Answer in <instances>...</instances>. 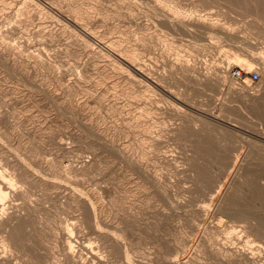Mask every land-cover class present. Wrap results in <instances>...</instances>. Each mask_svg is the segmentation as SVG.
I'll use <instances>...</instances> for the list:
<instances>
[{
    "label": "rangeland",
    "instance_id": "374dc122",
    "mask_svg": "<svg viewBox=\"0 0 264 264\" xmlns=\"http://www.w3.org/2000/svg\"><path fill=\"white\" fill-rule=\"evenodd\" d=\"M1 1L0 170L32 172L16 177L29 198L13 201H31L36 213L11 264H54L47 254L64 257L60 238L69 228L83 258L91 250L104 264H248L234 248L264 264V0L52 1L63 9L83 3L96 17L93 30L134 48L156 82L76 45L73 29L37 2ZM166 16L184 21L175 26ZM12 25L15 32H3ZM251 58L252 68L242 66ZM79 98L86 115L75 109ZM84 160L90 165L76 171Z\"/></svg>",
    "mask_w": 264,
    "mask_h": 264
},
{
    "label": "bare ground",
    "instance_id": "6f19581e",
    "mask_svg": "<svg viewBox=\"0 0 264 264\" xmlns=\"http://www.w3.org/2000/svg\"><path fill=\"white\" fill-rule=\"evenodd\" d=\"M8 1V0H7ZM12 1H14V0H12ZM25 3H28V1L26 0H23ZM34 2H35V4H36V2L38 3L37 5L39 6V5H41L40 7V10L42 11L44 8L46 9V11H48V12H50V14L52 13L53 15H55L58 19H60L63 23H64V26H69V27H71L72 29H73V33L75 34H73V36H74V40H75V43H76V45H79V46H85V47H87V46H94L93 48H94V50H92V52H94V55L96 54V55H100L99 57H101V56H111V57H113V60H114V62H115V60L116 61H118V67L119 68H121V69H126L129 73H131V74H133L135 77L136 76H140V77H142V78H145V79H147V80H150V82H156V79H155V77L152 75V74H150L149 72H145L142 68H141V66H140V64H138V62H137V60H136V52H134V48L132 49V50H129L128 48H124V47H122L121 46V43H120V41L121 40H116V39H107V29L106 30H104V31H96V30H93V26L96 24V22L97 21H95V18H93V16H94V14L91 12V11H87V10H84L82 7H83V3H80V2H78L76 5H74V6H72L71 7V5L69 6L68 4H67V6H66V8L65 9H63V6L62 7H57V5L55 6L54 4L55 3H53L52 1L53 0H33ZM130 1V0H129ZM156 2H158V4L159 3H162L163 5L164 4H166V6H164V7H169L168 5V3H165L164 2V0H155ZM0 2H2L1 0H0ZM4 2H5V0H4ZM3 2V3H4ZM15 2V1H14ZM23 2V3H24ZM76 2V1H75ZM74 2V3H75ZM131 2H132V0H131ZM136 1H134L133 3H135ZM2 3V4H3ZM9 3H11V2H9ZM9 3H6L7 5H9ZM13 3V2H12ZM21 3V2H20ZM22 3V4H23ZM24 3V4H25ZM29 3H31L30 5H33L32 4V2L29 0ZM1 4V3H0ZM23 4V5H24ZM66 4V3H65ZM136 4V3H135ZM4 5V4H3ZM7 5H4V6H7ZM28 5V4H27ZM30 5H28V6H30ZM155 5V4H154ZM1 6V5H0ZM4 6H2L3 7V9H5V8H7V7H5L4 8ZM35 6V5H34ZM157 6V5H156ZM159 6V5H158ZM171 6V5H170ZM23 7H26V4L23 6ZM22 7V8H23ZM31 7H33V6H31ZM30 7V8H31ZM36 7V9H37V6H35ZM74 7V8H73ZM1 8V7H0ZM21 8V9H22ZM29 8V7H28ZM28 8H27V11H28ZM160 8V7H159ZM162 8V7H161ZM172 8H174L173 6H172ZM171 8V10H173V13H174V16H175V18H176V15H178L179 13H181L180 12V10L179 9H176V8H174V9H172ZM13 9V8H12ZM12 9H10V11L12 10ZM34 9V8H33ZM32 9V10H33ZM45 9H44V11H45ZM24 10H25V8H24ZM129 10H131L132 12H133V9H129ZM162 10V9H161ZM29 11H31V9L29 10ZM37 11V10H36ZM36 11H35V13H36ZM71 11V12H70ZM94 11H97V9L95 10L94 9ZM163 11V10H162ZM170 11V10H169ZM2 12V11H1ZM5 12V11H4ZM24 11L22 10V13H23ZM32 12V11H31ZM165 12V11H164ZM167 12V11H166ZM25 13H27V12H25ZM29 13V12H28ZM33 13V12H32ZM31 13V14H32ZM38 13V12H37ZM39 13H40V11H39ZM43 13V12H42ZM41 13V14H42ZM171 13V12H170ZM173 13H171V14H173ZM44 14H46V12H44ZM50 14H48V15H50ZM51 14V15H52ZM7 15H8V13H7ZM7 15H6V17H7ZM39 15V14H38ZM37 15V16H38ZM179 15H181V14H179ZM55 16H53V17H55ZM0 17H2V16H0ZM11 17V16H10ZM39 17V16H38ZM167 17V16H166ZM177 17H180V16H177ZM188 17V16H187ZM168 19H169V21H170V23L172 24V25H175V23H176V21H180L181 23H182V21H184V20H177V19H174V17H173V19L172 18H170L169 16L167 17ZM163 19V18H162ZM202 19V18H201ZM40 20V19H39ZM104 20V19H103ZM165 20H167V19H165ZM164 20V21H165ZM176 20V21H175ZM197 20V19H196ZM59 21V20H58ZM163 20H162V22H164ZM193 22H194V20H192ZM187 22V21H186ZM186 22H184L183 24H185ZM60 23V22H59ZM88 23H90V24H93V25H91V27L90 26H88ZM104 23V22H103ZM187 23H190V22H187ZM196 23H198V22H196ZM195 23V24H196ZM201 23H202V21H201ZM255 23V22H254ZM178 24H180V23H178ZM190 24H193V23H190ZM194 24V25H195ZM199 24H200V22H199ZM54 25V24H53ZM59 25V24H58ZM63 25V24H62ZM171 25V26H172ZM177 25V24H176ZM175 25V26H176ZM264 25V24H263ZM197 26H198V24H197ZM203 26H205L206 28H208V29H218V27L215 25V24H213V23H203ZM14 26L12 25V27H9L8 26V28L6 27H4L5 29H4V31L3 32H5V33H7V34H9V33H13V31L16 29V27L15 28H13ZM52 27V26H51ZM55 27V26H54ZM58 27V26H57ZM59 28V27H58ZM49 29V28H48ZM50 29H52V28H50ZM56 29V28H55ZM54 29V30H55ZM192 29V28H191ZM190 29V30H191ZM53 30V31H54ZM57 30H59V29H57ZM57 30H55V32H57ZM61 30V29H60ZM69 30V29H68ZM201 30V29H200ZM222 30V29H221ZM53 31H49L48 30V33L47 34H52L53 35ZM71 31V30H70ZM180 31V30H179ZM194 31V30H193ZM231 31V30H230ZM15 32V31H14ZM45 31H43V33H44ZM52 32V33H51ZM54 32V33H55ZM222 32L223 33H225V34H227V35H232V33H230L229 31H226V30H222ZM232 32V31H231ZM46 33V32H45ZM3 34V33H2ZM60 34V33H59ZM45 35V34H44ZM63 35V34H62ZM46 36V35H45ZM111 37V36H110ZM109 38V37H108ZM122 42V41H121ZM124 42V41H123ZM2 44V43H1ZM6 45V44H5ZM5 47V46H4ZM2 48V47H1ZM0 48V49H1ZM8 48V47H7ZM6 48V49H7ZM3 49V48H2ZM0 50V52L1 53H4L5 54V50ZM81 49V48H80ZM88 49V48H87ZM84 50H86V49H84ZM89 50H90V47H89ZM20 51V50H19ZM8 52H11L10 50L8 51ZM89 52H91V51H89ZM0 53V54H1ZM14 53V52H13ZM15 53H16V51H15ZM15 53H14V55H15ZM3 54V55H4ZM10 54V53H9ZM90 54V53H89ZM12 55V54H11ZM92 55V54H91ZM95 55V56H96ZM6 56H8V55H6ZM94 56V58H93V60L95 59V58H98V57H95ZM9 57V56H8ZM239 56H237V58H238ZM11 58V60H12V58H14V57H10ZM236 58V57H235ZM236 58V59H237ZM17 59V58H16ZM100 59V58H99ZM239 59V58H238ZM246 59V58H245ZM244 59V60H245ZM253 60H255L254 58H253ZM252 60V58L251 59H249V60H246V63L245 64H247V65H242V66H248L247 68H252V64L254 63V61ZM258 60V59H257ZM43 61V60H42ZM13 62V61H12ZM47 62V61H46ZM95 62V61H94ZM43 63V62H42ZM115 63H117V62H115ZM42 65V64H41ZM97 66H99V65H97ZM105 66V65H104ZM103 66V68L105 69L106 68V66L104 67ZM179 66V65H178ZM24 67V66H23ZM183 68H185L184 66H182ZM176 68V67H175ZM179 68V67H178ZM230 68V66L228 67V68H226V72L228 71V70H230L229 69ZM107 69V68H106ZM105 69V70H106ZM179 69H181V68H179ZM181 70H183V71H186V70H184V69H181ZM208 71V70H207ZM211 71V70H210ZM53 72V71H52ZM95 72V71H94ZM120 72H122V71H120ZM213 72V71H212ZM225 72V71H224ZM38 73V72H37ZM98 73V72H97ZM126 73V72H125ZM63 74V73H62ZM173 74V73H172ZM227 74V73H226ZM36 75V74H35ZM194 75V74H193ZM199 75V74H198ZM101 76H103V75H101ZM133 76V77H134ZM200 76V75H199ZM205 76H208L207 74H205ZM80 77V76H79ZM128 77H131V76H129L128 75ZM201 77V76H200ZM196 78V77H195ZM224 78V77H223ZM131 79H133V78H131ZM194 79V78H193ZM82 80V79H81ZM81 80H80V78L79 79H77V81L74 83L75 84V90H76V92H78V95L80 94V92H82V89L84 88V87H82L83 85H82V82H81ZM134 80V79H133ZM136 80V79H135ZM209 80V79H208ZM53 81V80H52ZM122 82H124V80H121ZM127 81V80H126ZM130 81V80H129ZM197 81V80H196ZM195 81V82H196ZM210 81V80H209ZM131 82V81H130ZM37 83V82H36ZM129 83V82H128ZM134 83H136V82H134ZM70 84H72V83H70ZM203 84V83H202ZM92 86V85H91ZM73 87V86H72ZM89 88V87H88ZM106 88V87H105ZM107 89V88H106ZM238 89V88H237ZM84 90V89H83ZM91 90L92 89H90V92H91ZM234 90V89H233ZM54 91V90H53ZM71 91V90H70ZM69 90L67 91L68 92V94L69 93H71ZM242 91V90H241ZM36 92V91H35ZM63 93L65 92L66 93V90H64V91H62ZM61 92V93H62ZM235 92H237V91H235ZM73 93H74V91H73ZM243 93V92H242ZM246 93V92H245ZM51 94V93H50ZM49 95V94H48ZM55 95H58L59 96V94H55ZM54 95V96H55ZM64 95V94H63ZM62 95V96H63ZM85 95V94H84ZM99 95V94H98ZM131 95H133V94H131ZM243 95H245L244 96V99L245 98H247L248 96H246V95H249V98L248 99H250V100H252V101H255V99H256V97L255 96H250V94H244L243 93ZM51 96V95H50ZM65 96H66V94H65ZM92 96H94V95H92ZM102 96V95H101ZM136 96V95H135ZM52 97V96H51ZM56 97V96H55ZM81 97V96H80ZM90 97V96H89ZM243 97V96H242ZM88 98V97H87ZM98 98H99V96H98ZM178 98V97H177ZM94 99V98H93ZM251 101V102H252ZM257 102L258 101H260V100H256ZM86 106H87V101L86 100H81L80 98L79 99H77L76 100V104H75V109H76V111L80 114V116H82L83 114H85L86 112H85V108H86ZM102 107V106H101ZM55 108V107H54ZM146 108V107H145ZM59 109V108H58ZM119 113V112H118ZM13 114V113H12ZM140 114V113H139ZM86 115V114H85ZM91 117V116H90ZM57 118V117H56ZM138 118V117H137ZM216 118V117H215ZM215 120H218V119H215ZM53 122V121H52ZM134 122V121H133ZM39 124V123H38ZM57 124V123H56ZM141 125V124H140ZM143 125V124H142ZM146 125V124H145ZM9 127V126H8ZM13 127V126H12ZM6 129V128H5ZM130 129V128H129ZM8 130V129H7ZM42 131V130H41ZM44 131V130H43ZM46 131V130H45ZM94 134V133H93ZM100 135V134H99ZM37 136V135H36ZM77 137V136H76ZM5 139V138H4ZM79 139V138H78ZM53 141V140H52ZM56 141V140H55ZM9 142V141H8ZM92 142V141H91ZM45 143V142H44ZM61 143V142H60ZM8 144V143H7ZM44 145V144H43ZM5 148H6V146H5ZM90 149V148H89ZM92 149V148H91ZM107 149V148H106ZM109 149V148H108ZM156 150V149H155ZM23 151H25V150H23ZM43 151V150H42ZM26 153V152H25ZM146 153V152H145ZM34 157V156H33ZM38 158V157H37ZM5 159H7V158H5ZM41 159H42V157H41ZM90 159V158H89ZM40 160V159H39ZM30 161V160H29ZM54 161V160H53ZM86 161V162H85ZM4 162V161H3ZM7 162H9V161H7ZM6 162V163H7ZM85 162V163H84ZM84 162L82 163V165L80 166L79 165V167H76L75 168V170L76 171H83V170H85L89 165H90V160H84ZM15 164H16V162H15ZM20 164V163H19ZM48 164V163H47ZM46 164V165H47ZM7 165V164H6ZM18 165V164H17ZM31 165V164H30ZM43 165H45V164H43ZM45 165V166H46ZM12 166H14V162H13V164H12ZM50 166V165H49ZM52 166V165H51ZM1 167V166H0ZM15 167V166H14ZM13 167V168H14ZM18 166H16L15 167V169L17 168ZM31 167H32V165H31ZM21 168V167H20ZM20 168L18 167V169L20 170ZM68 169V168H67ZM11 170H12V167H11ZM22 170V169H21ZM71 170V169H70ZM13 171V170H12ZM68 171V170H67ZM11 172V171H10ZM16 172V171H15ZM14 171H13V173L11 174V173H8L7 171H4V170H0V233H2L3 234V239H2V244H1V246H0V264H11V261H12V259H13V250H15V249H18V247H20V245H21V241H23V238H21V233H22V231H23V229H25L26 227V223L28 222V220H29V217H31L30 215V211H31V209L33 208V206H32V204H30V202H27L28 204V206H26L25 205V207H23V206H21L20 204H17V203H15L14 201H13V199H14V197L15 198H18L19 196H20V198L22 197L21 195L23 194H25V192L23 191V189L22 188H20L19 186H17V182H16V177L17 176H30V175H32L31 173V171H29L28 169H26V168H24V170L22 171V172H16L15 173ZM31 172V173H30ZM50 172V171H49ZM51 172H53V170L51 171ZM50 172V173H51ZM75 172V171H74ZM36 173V172H35ZM49 173V174H50ZM62 173V172H61ZM52 174V173H51ZM19 179H20V177H19ZM27 179V178H26ZM30 179V178H29ZM28 179V180H29ZM35 179V178H34ZM25 181V180H24ZM27 181V180H26ZM29 181H31V180H29ZM19 182H20V180H19ZM20 183H22V182H20ZM26 183V182H25ZM46 183V182H45ZM51 183V182H50ZM28 184V183H27ZM32 185V184H31ZM34 185V184H33ZM51 185L52 184H50V187H51ZM41 189V188H40ZM40 194V193H39ZM26 195V197L27 198H29L28 197V195L29 194H25ZM84 197H85V195H83ZM98 196V195H97ZM102 196V195H101ZM100 196V197H101ZM24 197V196H23ZM71 197V196H70ZM69 197V198H70ZM83 197V198H84ZM87 197V196H86ZM92 198H97L96 196L94 197H92ZM99 198V197H98ZM120 198H121V196H120ZM24 199V198H23ZM68 200V199H67ZM76 200V199H75ZM75 200H73V201H75ZM93 200V199H92ZM92 200H88V202H90V203H93L92 202ZM121 200V199H120ZM94 201V200H93ZM35 202V201H34ZM77 202V201H76ZM80 202H82V200L81 199H79L78 198V204L80 203ZM83 202H84V200H83ZM83 202L81 203V204H83ZM96 202V201H95ZM22 203H25L26 204V202H24V201H22L21 202V204ZM77 204V203H76ZM81 204H79V205H81ZM24 205V204H23ZM44 205V204H43ZM78 205V206H79ZM37 206H39V205H37ZM36 206V207H37ZM35 207V206H34ZM87 207V206H86ZM97 207V206H96ZM38 209V208H37ZM37 209H35V210H37ZM76 209V208H75ZM97 209H98V207H97ZM96 210V209H95ZM33 211H34V209H33ZM33 211H31L32 212V218H34V216H33ZM92 211V210H91ZM94 211V210H93ZM36 213H35V211H34V215H35ZM85 214V213H84ZM83 215V214H82ZM84 217H85V215H84ZM31 218V219H32ZM47 219V218H46ZM41 220V219H40ZM49 220V219H48ZM83 220V219H82ZM42 221V220H41ZM28 224V223H27ZM49 224V223H48ZM49 226V225H48ZM62 226V225H61ZM27 227H28V225H27ZM34 227H36V225L34 226ZM66 227H67V225H66ZM63 228V227H62ZM65 228V227H64ZM61 229V228H60ZM75 229V228H74ZM52 230V229H51ZM65 230V229H64ZM68 231L67 232H65L64 234H63V232L61 233V234H63V237H61L60 238V236H59V238L61 239L60 241L63 243V247H64V257H62V258H59V254L57 255V251H54V252H51V253H49V254H47L46 252H44L42 255H44V254H47V255H50L49 257H48V262L49 261H51L52 260V262H50V263H54V264H58V263H56V262H59L60 260H62V261H64V263H66V264H98V263H102V258H100L97 254H96V252H93V251H91L90 250V252H91V255H90V253H89V255H88V257L87 258H83L84 256V252L85 251H83L84 249H82L81 247H77V246H74L73 244H72V242H73V235H72V233H71V231H70V228L69 229H67ZM73 230V229H72ZM28 231V230H27ZM36 231V230H35ZM59 231V230H58ZM24 232V231H23ZM31 232V231H30ZM29 232V233H30ZM61 232V231H60ZM78 232V231H77ZM25 233V232H24ZM37 233L39 234V232L37 231ZM36 234V233H35ZM81 234V233H80ZM54 235V234H53ZM31 236L32 235H30L27 239H28V242H26L25 240H27V239H24V241L30 246V249H32V251L34 252L33 253V255L35 256V260H37L36 258H38V253H37V251L35 250V247H36V244L35 245H32V240H34L33 238H31ZM50 236V235H49ZM81 236V235H80ZM24 237V236H23ZM58 237V236H57ZM108 237V236H107ZM35 238H37V239H35V241L37 240L38 241V239L40 238L39 236H37V237H35ZM41 239V238H40ZM39 239V240H40ZM58 241H59V239H57ZM74 240H75V238H74ZM53 241V240H52ZM59 241V242H60ZM55 242V241H54ZM75 242V241H74ZM76 242H77V240H76ZM26 243H24V245L26 244ZM23 244V243H22ZM58 244V243H57ZM82 244V243H81ZM105 244V243H104ZM84 245V244H83ZM35 246V247H34ZM62 246H61V248H62ZM82 246V245H81ZM85 246V245H84ZM22 247V246H21ZM24 247V246H23ZM26 247V246H25ZM38 247V246H37ZM40 247V246H39ZM86 247H88V246H86ZM231 247V246H230ZM34 248V249H33ZM90 248V247H89ZM29 249V252L31 251ZM39 250V249H38ZM226 250V249H225ZM224 250V251H225ZM231 251L229 252V250L227 249V252H229L230 254H232V255H234L237 259H239V260H243V261H245L246 263H248V264H259V262H258V260H259V257L256 255V252H254V251H252V250H248V249H246V250H244V249H236L235 250V248L234 249H230ZM28 251V250H27ZM61 251V250H60ZM223 251V250H222ZM223 251V252H224ZM42 253V251L41 250H39V253ZM86 253H87V251H86ZM224 254H228V253H224ZM40 255V254H39ZM41 255V256H42ZM17 256V255H16ZM45 256V255H44ZM41 258H43V257H41ZM40 258V259H41ZM40 259H39V261H40ZM50 259V260H49ZM235 259V258H234ZM33 260V259H32ZM45 260V261H46ZM38 261V260H37ZM62 261H61V263H62ZM186 261H188V260H186ZM186 261H184V262H186ZM183 261L182 262H179V261H174V264H186V263H184ZM241 262V261H240ZM27 263V262H26ZM102 264H104V262L102 263Z\"/></svg>",
    "mask_w": 264,
    "mask_h": 264
},
{
    "label": "built area",
    "instance_id": "2783aa9c",
    "mask_svg": "<svg viewBox=\"0 0 264 264\" xmlns=\"http://www.w3.org/2000/svg\"><path fill=\"white\" fill-rule=\"evenodd\" d=\"M233 75L237 78H242L243 73L240 69H233ZM259 73L257 71L250 72V80L251 81H257L259 79Z\"/></svg>",
    "mask_w": 264,
    "mask_h": 264
}]
</instances>
